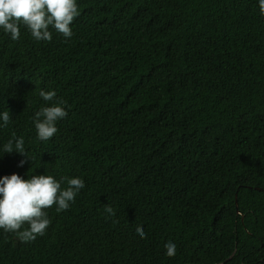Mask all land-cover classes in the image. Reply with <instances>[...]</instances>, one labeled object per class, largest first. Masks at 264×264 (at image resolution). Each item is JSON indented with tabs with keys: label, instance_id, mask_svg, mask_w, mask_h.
<instances>
[{
	"label": "trees",
	"instance_id": "trees-1",
	"mask_svg": "<svg viewBox=\"0 0 264 264\" xmlns=\"http://www.w3.org/2000/svg\"><path fill=\"white\" fill-rule=\"evenodd\" d=\"M73 37L0 31V176H80L45 235L0 264H264V17L257 0H78ZM54 89L68 110L38 141ZM40 165V166H39ZM47 168H46V167ZM237 198V204H236ZM111 206L114 216L105 208ZM142 227L146 236L135 235ZM176 244L167 257L164 245Z\"/></svg>",
	"mask_w": 264,
	"mask_h": 264
},
{
	"label": "clouds",
	"instance_id": "clouds-1",
	"mask_svg": "<svg viewBox=\"0 0 264 264\" xmlns=\"http://www.w3.org/2000/svg\"><path fill=\"white\" fill-rule=\"evenodd\" d=\"M257 3L259 15L264 17V0ZM78 15V0H0V31L13 41L20 39L22 27L37 42L52 40V30L70 40L74 34L71 25ZM39 97L45 103L34 113L32 123L36 139L48 141L58 132L57 124L67 117L68 110L54 89H40ZM11 120L8 109L0 111V129L7 128ZM13 152L25 157L18 166L23 167L29 160L33 165L34 157L26 151L22 136L13 134L0 145V157ZM35 168L29 169L28 178L17 173L0 176V230L15 234L22 243L45 235L51 224L47 210L53 206L56 213L69 210L86 186L80 176L57 178L48 169L46 174L33 175ZM105 212L115 215L111 206ZM135 235L140 239L146 236L142 227L136 229ZM164 247L167 257L176 255L175 243L168 242Z\"/></svg>",
	"mask_w": 264,
	"mask_h": 264
},
{
	"label": "water",
	"instance_id": "water-1",
	"mask_svg": "<svg viewBox=\"0 0 264 264\" xmlns=\"http://www.w3.org/2000/svg\"><path fill=\"white\" fill-rule=\"evenodd\" d=\"M236 204H237V198H236Z\"/></svg>",
	"mask_w": 264,
	"mask_h": 264
}]
</instances>
